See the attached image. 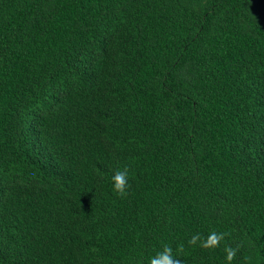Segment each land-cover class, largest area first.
I'll use <instances>...</instances> for the list:
<instances>
[{"label":"trees","instance_id":"trees-1","mask_svg":"<svg viewBox=\"0 0 264 264\" xmlns=\"http://www.w3.org/2000/svg\"><path fill=\"white\" fill-rule=\"evenodd\" d=\"M164 244L264 264V0H0V264Z\"/></svg>","mask_w":264,"mask_h":264},{"label":"clouds","instance_id":"clouds-1","mask_svg":"<svg viewBox=\"0 0 264 264\" xmlns=\"http://www.w3.org/2000/svg\"><path fill=\"white\" fill-rule=\"evenodd\" d=\"M112 190L116 195L123 198L128 194L129 185V169L127 167L123 170H117L111 177ZM229 235L226 232H217L215 230L209 232V234L204 237L201 233L197 232L191 236L187 241L190 246H198L202 249L213 250L220 247L222 241ZM240 245L236 247L225 246L224 253L226 264H232L233 260L237 258L238 252L240 250ZM184 250V245L180 244L177 247L176 255L173 254V249L170 245L164 244L160 251H158L154 256L149 259V264H181L179 259V253Z\"/></svg>","mask_w":264,"mask_h":264}]
</instances>
